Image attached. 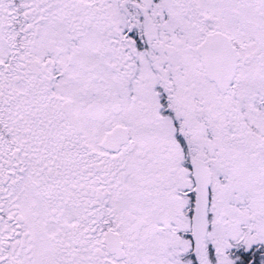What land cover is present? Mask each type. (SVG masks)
<instances>
[{"label":"snow or ice","instance_id":"6c2138e0","mask_svg":"<svg viewBox=\"0 0 264 264\" xmlns=\"http://www.w3.org/2000/svg\"><path fill=\"white\" fill-rule=\"evenodd\" d=\"M0 264H264V0H0Z\"/></svg>","mask_w":264,"mask_h":264}]
</instances>
